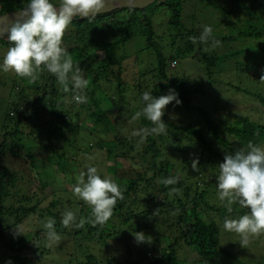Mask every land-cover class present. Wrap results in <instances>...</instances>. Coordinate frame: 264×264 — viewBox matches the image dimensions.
Instances as JSON below:
<instances>
[{
	"label": "trees",
	"instance_id": "trees-1",
	"mask_svg": "<svg viewBox=\"0 0 264 264\" xmlns=\"http://www.w3.org/2000/svg\"><path fill=\"white\" fill-rule=\"evenodd\" d=\"M188 1L158 0L148 7L151 9L149 13L146 9L125 8L89 18L73 19L63 37L64 47L72 55L75 64L85 68V75L89 77L92 88L98 85L108 87V84H111L113 100H120L125 97L124 84H128V81L125 80L123 73V62L126 57L119 54L118 47L135 36H146L148 47L156 51L161 79L159 88L161 90L177 88V94L186 109L196 110L198 114V119L194 123L178 125L171 122L165 112L163 116L167 124L165 133L149 135L143 143H139V137L131 136L126 141L114 144L109 154L116 163L112 166L114 171L112 179L124 189V199L117 202L113 215L103 227L91 224H85L83 228L62 226L60 221L66 210L76 214L77 222L81 217L87 218L90 215L89 206L75 195L74 201L68 199L67 190L66 196L61 198L56 196L44 206L43 200L45 202L46 197H43V200L41 197L26 195L20 197L24 188L18 181L19 174L21 176L25 174L3 164V160L8 155L20 157L23 125L33 123L39 132L42 125L46 135L48 131L49 136L55 135L58 140L61 138L62 143H66L68 138L66 133H69V130H76L79 126L72 123L69 111L66 110L68 104H71L69 103L71 97L59 90L54 76L45 71L36 84L30 85L25 79L13 75L23 80L29 90L28 95H25L24 89L16 86L18 99L5 116L6 122L11 125L4 126L0 142V247L7 248L4 256H8V259L26 264L28 257L36 260L42 257L40 241L44 239L41 234L43 230H36L30 237L13 236L9 239L7 232L16 229L30 217H37L39 220L52 217L56 221L55 229L60 235L73 237L85 235L83 240L89 246L85 252V261L83 260L81 264H264V254L258 250L255 255L252 250H246V253L254 256L246 263L237 252L223 246V238L226 236L222 231L223 218L227 215L235 218L248 210L234 205L233 212L229 214L216 195L218 164L223 162L225 151L234 152L248 141L264 145V109L261 108L264 107V93L241 89L238 93L250 94L253 97L250 101L253 108L245 114H233V121L227 115L233 113L232 110H227L228 101L235 100L240 94H235L233 99H226V102L221 101L225 100L222 94L215 99L217 101L209 110L202 109L204 107L194 108L193 100L203 92V84L192 86L191 82L181 75L168 77L166 73L168 59L164 52L166 47L155 41L153 23L154 15L159 13L160 9H165L170 18L172 33L176 32V37H180L177 39L172 35V45L182 42L183 46L179 48L182 57L198 59L205 64L210 83L215 75L220 76L221 69L215 75L213 72L217 66L235 60L245 53L246 58L241 66L245 78H239L240 83H243L245 79L249 81L255 79V71L258 68L264 69V0H253L252 6L246 8L249 19L242 27L244 30L234 28L232 25L229 26L230 32L227 35L217 36L223 43L252 46L242 50H228L219 56L205 50L204 44L199 41L194 44L190 39L199 37L200 33L193 28H186L188 25L183 19V11L184 4ZM203 1L222 9L227 17L234 14L238 6L245 8L242 0L228 1L235 8L231 11L217 4L225 0ZM50 2L59 5L53 0ZM26 3L27 0H0V15L20 10ZM238 14L236 13V17L241 18L242 16ZM251 20H257V25H247ZM88 41L91 43L86 47L84 44ZM0 44L7 48L10 46L7 36L0 39ZM175 62L174 59L170 60L172 67L176 66ZM235 81L236 78H233L224 84L238 91ZM159 88L154 93L152 90L153 96L161 95ZM240 96L243 97L242 94ZM120 101L126 103L125 100ZM84 104L80 105V109ZM76 105L78 106L77 103ZM71 109L77 116L79 115L80 110L75 111L72 104ZM222 110L226 111L227 116L219 114ZM94 116L96 131L100 129L107 133L103 140L105 147L107 144L104 142L105 138L112 136L109 135V125L115 124L116 118L120 117L115 115L113 118L101 110L94 113ZM140 124L141 129L152 127L143 116ZM8 142H12L10 147ZM118 147L122 150H118ZM27 155L31 158V167L39 171L34 154L28 151ZM193 159L199 161L198 172L193 171L191 167ZM72 170L68 172L70 175H67L71 187L76 183L77 168ZM170 175L180 177L175 185L180 192L171 196L168 195V188L158 183L160 178ZM72 178L74 181H71ZM50 185L41 179L42 190ZM219 202L220 205L217 204ZM134 232L145 233L150 243H138L134 238ZM260 239L262 238L253 239L250 246L254 245L253 243H261L263 246L264 243L260 242ZM103 244L104 250L98 251L97 245ZM190 249L195 252V259L188 257Z\"/></svg>",
	"mask_w": 264,
	"mask_h": 264
},
{
	"label": "rangeland",
	"instance_id": "rangeland-1",
	"mask_svg": "<svg viewBox=\"0 0 264 264\" xmlns=\"http://www.w3.org/2000/svg\"><path fill=\"white\" fill-rule=\"evenodd\" d=\"M53 1L57 3L60 2L59 0ZM228 1L230 0H225L217 4L224 7L227 11H231L234 6L231 2L228 3ZM240 1L241 0H239V2ZM241 2L245 3V8L238 6L234 14H229V17H227L222 9L208 5L206 4L207 2L203 0H189L188 2H185L183 11V19L188 25L186 28H193L196 32L201 34L203 25L211 26L213 29L212 37L218 41H220V39L217 38L218 35H227L230 32L229 26L233 25L234 28L237 27V29L241 28V30H244L242 27L249 19L246 8L252 6L253 0H242ZM145 9L148 13L151 10L149 8ZM236 13H239L238 15H241L242 17L237 18ZM153 20L154 31L156 34L155 41L166 47L164 52L166 59H168V65L166 67L168 77L181 75L189 80L191 82L190 85L192 86L203 84V92L193 100L192 105L194 108L204 107L202 109L209 110L214 102L217 101L215 99L222 96V94L224 96H222V98L225 99L221 100L222 102H226V99L228 98L233 99L236 96L235 94H242L243 97L238 95L235 100H227V110L233 111V113H227V115L230 116V120H232L234 117L233 114H245L246 112L252 111L253 107L250 101H252L253 97H251L250 94L244 95L243 93L238 92H241V89H250L253 93H264V82L259 80L262 74V67L255 71V79H252L251 81L245 79L243 83H240L241 79L239 80V78H245V75L241 72V66L246 58V54L244 53L235 60H229L221 66H217L213 72L215 75V73L221 69L220 76H218V74L215 75L213 81L210 83L205 64L198 59L193 60L182 57L179 53V48L181 45L183 46L182 42L179 41L180 43L172 45V35L173 37H176L177 33H172V30L170 29V18L167 11L163 8L160 9L159 13L154 15ZM260 22L262 23L263 20L261 19ZM254 24L257 25V20L247 22V25ZM106 35L109 36L111 34ZM90 43L91 41H88L84 45L87 47ZM237 44L238 43L233 44L231 42L223 43L220 41L219 46L212 47L210 40L207 45L204 44V48L219 56L227 53L228 50H242L246 49L248 46H252L251 44L247 46L242 45V43L240 45ZM64 45L65 41H63V46ZM235 45L237 46L235 47ZM118 49V52H120L119 54L125 55L126 57L123 62V73L128 84H124L125 97L120 99L125 100L126 103H123L120 100H113V90L110 89L111 84H108L109 88L101 85L92 88L89 77H86L85 75L89 81V85L85 90L88 102L80 109L81 104H78V107L75 102L72 100L69 101V103L71 102L72 106H74L75 111L80 110L78 116L71 109V104H68L69 107H66V110L69 111L68 115L71 118L72 123L79 126L76 130H69V133H66V136L68 138L70 137L68 143V138H66V143H62L63 141L61 138L58 140L55 135L49 136L48 131L46 135L42 125L40 126V132L35 128L33 123L30 125H23L22 132H24V134L21 135L23 145L19 149L20 157L16 158L8 155L5 157V160H3V164H7L11 169L19 171L26 176H21L18 173L20 176L18 181L24 188L20 194L21 198L24 195L34 198L41 197L42 200L43 197H46V201L44 202L43 200L44 206L54 197L56 198V196L60 198L66 196L65 191L67 190L68 199L74 201V194L71 191V185L67 179V175H70L68 172L71 171L72 168H77L75 178L81 171H86V166L88 165L97 167L102 178L104 176L114 178L112 177V174L114 173L112 166L116 163L110 158L109 154L111 149L114 144L119 143L118 141H126V139L130 138L133 131L141 129V117L134 121L131 117L144 106L142 94L145 91L152 93V90L154 93V91L160 87L161 81L159 77L156 51L155 49L148 47V39L146 36H135L127 41L126 44L120 45ZM6 50L7 47L0 44V63H2V57ZM172 54L174 56L178 55V57L174 58ZM173 59L176 61L175 67H172V64H170V60ZM81 68L85 74V68ZM230 72L231 74H229ZM13 75H15V73L11 71L4 73L0 70V142L2 140V134L4 133V126L8 125L9 127L11 125L6 122L5 116L18 99L16 86H21V89H24L23 91L25 95H28L29 90L23 80H20ZM233 78H236L235 83L237 84L236 87L238 91L236 89L232 90L233 88L226 87L224 84L230 80L232 81ZM169 90L170 89L161 90L159 88V93L161 95H166L169 93ZM172 90L177 93V88H173ZM178 99L181 101L180 104H176V102L173 101L166 106L165 112L168 119L178 125H188L197 121V111H188L179 95ZM261 108L264 109L263 106H261ZM100 110L113 118H115V115H118V118L120 117V119L116 118L115 124L110 123L109 135L111 134L112 136L105 138L104 142L107 143L105 144V147L103 140L107 133L100 129H97L96 131L95 127L97 124L94 113ZM219 114L227 116L226 111L224 110L220 111ZM88 116H90L91 119L86 118ZM8 143L10 147L12 142ZM118 150H122V148L118 147ZM28 151L34 154V159L37 161L36 163L38 164L39 171L37 168L35 170L31 167V158L27 155ZM60 158L62 159L59 160ZM38 175L40 178L42 177V180L51 184L47 189H41V179ZM73 175L74 174L72 173V177ZM71 181H74L73 178ZM217 204L220 205V202ZM42 221L44 220H39L37 217L28 218L23 224L17 227L21 234H17V228L10 230L7 232V239L13 236L30 237V235L36 230L44 231L42 228ZM222 231L226 234L223 238V246L231 251L237 252L244 262L247 263L254 257L253 254L246 253V250H252L254 255L257 250L264 254V244L261 246V243H257L258 245L253 243L254 245L250 246V243L244 248L238 242L239 237L235 233L224 231L223 228ZM41 234H43V232ZM58 234L60 236L59 242L53 244L51 247L47 246L45 240L42 239L40 241L42 242V257L37 260L28 257L25 261L26 264H81L83 260L85 261V252L89 246L88 243L83 240L85 235L73 237V235ZM260 238H262L260 239V242L264 243V236H261ZM104 247V244L101 246L97 245V250H104ZM6 250V247H4V249L0 247V264H7L8 261H11V264H19L18 262L8 259V256H4V251ZM188 251H190L188 252V257L195 259V252L191 249Z\"/></svg>",
	"mask_w": 264,
	"mask_h": 264
},
{
	"label": "clouds",
	"instance_id": "clouds-1",
	"mask_svg": "<svg viewBox=\"0 0 264 264\" xmlns=\"http://www.w3.org/2000/svg\"><path fill=\"white\" fill-rule=\"evenodd\" d=\"M107 2L108 0H60L57 6L50 0H27L7 28L10 46L2 57L0 70L4 73L11 71L30 85L36 84L41 74L47 71L55 77L59 90L69 94L73 102L87 103L85 90L89 81L83 69L75 64L72 55L63 46V37L75 17L89 18L98 15L105 9ZM123 3L132 6L134 0H123ZM212 33L211 26L203 25L200 36L190 39L194 44L199 41L206 45L211 40V46L217 47L220 41L215 40ZM261 71L259 80L264 82V69ZM142 101L143 108L131 119L134 121L143 116L152 127L132 132V136L140 138L139 143H143L149 135L165 133L167 124L163 116L166 106L173 101L181 103L178 94L172 89L168 94L158 97L145 91ZM198 164V159H193V171H199ZM218 169L216 195L223 207L229 214L233 212L234 205L248 210L235 218L225 216L222 228L235 233L240 245L246 248L253 239L264 236V145L248 141L234 152L225 151ZM179 179L178 175H170L160 178L158 183L168 188V195L171 196L180 192L175 187ZM71 191L89 206L90 215L87 218L81 217L77 222L76 214L66 210L60 221L65 228H83L85 224L103 227L113 215L117 202L124 199V189L111 177L102 178L97 167L91 165L86 166V171L79 173ZM41 223L47 246L58 243L60 236L55 229V219L46 217ZM16 232L21 234L19 228ZM133 235L138 243H150L143 232H134ZM7 264H11V261Z\"/></svg>",
	"mask_w": 264,
	"mask_h": 264
},
{
	"label": "water",
	"instance_id": "water-1",
	"mask_svg": "<svg viewBox=\"0 0 264 264\" xmlns=\"http://www.w3.org/2000/svg\"><path fill=\"white\" fill-rule=\"evenodd\" d=\"M157 1L158 0H134V5L129 6L126 3H123V0H108L105 9L102 10V12L98 15L107 14L116 9L133 8L142 10L153 5ZM18 11L19 10L8 14L0 15V18H2L0 19V39H3L7 36V28L10 23L15 19ZM74 19H82V17H75Z\"/></svg>",
	"mask_w": 264,
	"mask_h": 264
}]
</instances>
